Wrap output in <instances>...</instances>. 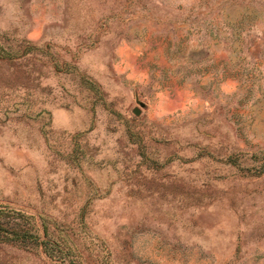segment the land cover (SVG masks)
I'll list each match as a JSON object with an SVG mask.
<instances>
[{
    "label": "rangeland",
    "instance_id": "rangeland-1",
    "mask_svg": "<svg viewBox=\"0 0 264 264\" xmlns=\"http://www.w3.org/2000/svg\"><path fill=\"white\" fill-rule=\"evenodd\" d=\"M0 231V264H264V0H0Z\"/></svg>",
    "mask_w": 264,
    "mask_h": 264
},
{
    "label": "water",
    "instance_id": "water-1",
    "mask_svg": "<svg viewBox=\"0 0 264 264\" xmlns=\"http://www.w3.org/2000/svg\"><path fill=\"white\" fill-rule=\"evenodd\" d=\"M132 112H133L134 114H137V113L139 112V110H138L137 108H133V109H132Z\"/></svg>",
    "mask_w": 264,
    "mask_h": 264
},
{
    "label": "trees",
    "instance_id": "trees-1",
    "mask_svg": "<svg viewBox=\"0 0 264 264\" xmlns=\"http://www.w3.org/2000/svg\"><path fill=\"white\" fill-rule=\"evenodd\" d=\"M1 232V231H0Z\"/></svg>",
    "mask_w": 264,
    "mask_h": 264
}]
</instances>
